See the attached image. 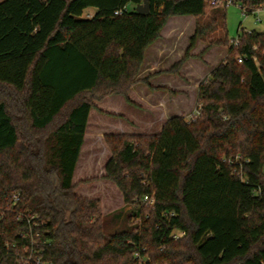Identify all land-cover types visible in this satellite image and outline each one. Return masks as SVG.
<instances>
[{
	"label": "trees",
	"instance_id": "obj_1",
	"mask_svg": "<svg viewBox=\"0 0 264 264\" xmlns=\"http://www.w3.org/2000/svg\"><path fill=\"white\" fill-rule=\"evenodd\" d=\"M142 2L0 0V264H23L24 214L43 224L37 248L46 264H264V32L238 31L233 46L226 9H212L208 27L195 25L166 71L177 74L212 46L227 49L198 85V116H173L154 136L103 137L102 179L122 195L123 228L106 229L123 212L105 217L98 200L74 192L93 102L120 95L135 106L127 95L148 85L150 77L137 78L144 53L167 20L200 18L206 8V0H148L149 12L137 14ZM89 8L95 13L82 18ZM217 27L223 35L191 55ZM173 230L184 237L171 239Z\"/></svg>",
	"mask_w": 264,
	"mask_h": 264
},
{
	"label": "rangeland",
	"instance_id": "obj_2",
	"mask_svg": "<svg viewBox=\"0 0 264 264\" xmlns=\"http://www.w3.org/2000/svg\"><path fill=\"white\" fill-rule=\"evenodd\" d=\"M128 10L132 9V6H127ZM94 12L95 9L91 8L83 12L82 18L86 19L89 14ZM212 9L206 6L204 16L194 19L190 16H184L180 19V27L177 30H182L181 33H174L170 28L173 26L175 20H170L167 24V29L164 35L167 39V56L171 61L176 62L180 55H184L190 37L194 34L195 25L199 27H208L210 25V13ZM224 25L225 32L229 40L235 39L239 30H247L252 32H264V18L262 22L255 23L254 18L251 16H244L241 11L234 6L228 7L224 13ZM223 28L217 27L211 31L209 28L205 31L203 39L197 40L194 49L191 51V55H198L208 44L209 40L220 38L223 35ZM176 34V35H175ZM227 54V49L221 46H212L209 50L200 58L193 59L194 63L186 64V68L183 69L181 74L177 76L173 75L172 88L174 91L173 96L180 95L176 100L170 101V112H181L185 119H190L195 113V105L193 104L194 94L197 86L207 77L208 70L216 67L223 61ZM162 99H166L165 95H159ZM81 98L80 100H82ZM119 98H113L112 100H105L102 103L96 102L95 110L92 111V115L89 117V127L85 137V143L82 146L80 156L75 168L73 176V185L75 194L98 200L100 205L101 214L108 217L117 212H123L120 219L113 221L112 224H107V231H113L115 229L123 228V223L127 217V208L124 206L122 195L119 190L110 181L104 180L100 182V177L103 173L104 167L110 158L109 154H105L103 146L99 140L92 139L94 129L102 131L106 134H110L111 128L124 127L129 133L132 132L131 126L128 121H120L118 118L99 116L102 112L99 108H102L108 112L114 114H121L126 118H134L138 121L137 125L148 121V116L145 115L143 105L134 106L133 110L127 106L124 101ZM138 104H142L139 99L136 100ZM101 113V114H100ZM192 113V114H191ZM159 112L155 111L152 117H158ZM121 122V124H120ZM141 122V123H140ZM118 132V131H117ZM91 148H95L91 151ZM107 181V182H106ZM109 182V183H108ZM125 213V214H124ZM131 222H134L132 220Z\"/></svg>",
	"mask_w": 264,
	"mask_h": 264
},
{
	"label": "crops",
	"instance_id": "obj_3",
	"mask_svg": "<svg viewBox=\"0 0 264 264\" xmlns=\"http://www.w3.org/2000/svg\"><path fill=\"white\" fill-rule=\"evenodd\" d=\"M91 9V8H89ZM88 10V9H87ZM86 11V10H85ZM94 14V12L89 14V17H91ZM178 18H183V17H171L167 20L165 26L163 27V29L160 32L159 38L152 43L145 51L144 53V59H143V63L141 65L139 74H138V79L142 80V79H146L147 77H150L148 80V85L146 84H142L139 83L137 85H135L134 87L131 88V90L129 91L127 97L130 100L131 103H133L135 106L136 105H143V109L145 112V115H147L148 121H145L139 125H137V119L134 118H126L121 114H114L111 112H108L102 108H99V110L102 112L101 115L99 116H106V117H114V118H118L120 121L124 120L128 121L127 122L132 129V132H127L124 127H117V128H111L110 131H112L110 134H106L102 131H97L94 129L93 132V136L92 139H96L99 140L102 144V148L103 150H105V154H109V150L106 147V145L104 144L103 141V137L105 135H148V136H154L160 133L164 123L170 119L173 116H181L183 117L181 112H177V111H173L170 112L171 110L169 109L170 107V103L174 100H176L180 95H176L173 96V92H177L174 91V89L172 88V85L170 82H172V78L173 75L177 76V74H181L183 72V69L186 68V64H190V63H194L193 59H189L187 60L184 64H182L181 68L179 69L177 74H168L166 73V71H168L171 67H173L177 62H179L182 57L183 54L180 55L177 58V61H171L168 56H167V39L164 35V32L166 30H173L174 33H181L183 32L182 30H177L180 27V19ZM170 20H175V22L173 23V26L170 29H167V24L168 22H170ZM175 34V35H176ZM215 68V67H213ZM211 68L210 70H208L207 73V77L210 73V71L213 69ZM206 77V78H207ZM150 88H149V87ZM198 88V86H197ZM197 88H196V92H195V96H194V100H193V104L195 105V109L197 106L196 103V99H197ZM165 95L166 99H162L161 97H159V95ZM121 97L120 100L124 101V103L129 106L130 108H132L131 110H133L134 106L129 105L126 103L125 99L123 96L120 95H113V96H109L106 97L104 99H102L101 101H99L98 103H102L105 100H112L113 98H119ZM139 99L140 102H142V104H138L136 102V100ZM171 101V102H170ZM97 101H94V105L96 106ZM92 111H96L95 109H92L89 113V117L92 115ZM155 111L159 112L158 117H152L153 114H155ZM192 114V113H191ZM88 117V121H87V127H86V131H85V135H84V142L85 143V137L88 131V127H89V118ZM128 119V120H126ZM121 124V122H120ZM118 131V132H117ZM83 146V145H82ZM82 149V148H81ZM95 148H91V151H94ZM103 176V173L101 174V178ZM104 180L102 179L100 182H103ZM107 182V181H106ZM109 183V182H108Z\"/></svg>",
	"mask_w": 264,
	"mask_h": 264
},
{
	"label": "built area",
	"instance_id": "obj_4",
	"mask_svg": "<svg viewBox=\"0 0 264 264\" xmlns=\"http://www.w3.org/2000/svg\"><path fill=\"white\" fill-rule=\"evenodd\" d=\"M206 6L210 9H226L228 7L234 6L237 7L244 16H251L254 18L255 23L262 22L264 18V2H261L257 5L250 6L247 3H244L242 0H206ZM122 11L115 12L116 14H121ZM241 34H250L251 31L247 30H239ZM233 46L238 44V37L232 39ZM239 64L242 63V60L237 59ZM199 112L195 109V113H193L191 119L196 118ZM242 181L244 179L240 177ZM16 201L17 198L15 197ZM144 201L148 203V205L153 204V198L145 197ZM17 220L26 224L27 231L20 234L21 238H28L29 245L25 246L23 249V254L21 257L23 264H46L42 260V250L37 248L38 240L41 238V228L43 224L39 221L38 217L31 215H18ZM184 237V233L179 230H173L170 233V238L173 240H179Z\"/></svg>",
	"mask_w": 264,
	"mask_h": 264
},
{
	"label": "water",
	"instance_id": "obj_5",
	"mask_svg": "<svg viewBox=\"0 0 264 264\" xmlns=\"http://www.w3.org/2000/svg\"><path fill=\"white\" fill-rule=\"evenodd\" d=\"M135 12L137 14H147L149 12V2L148 0H143V2L135 7Z\"/></svg>",
	"mask_w": 264,
	"mask_h": 264
}]
</instances>
